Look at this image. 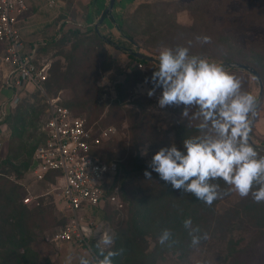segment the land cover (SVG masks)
<instances>
[{"label": "rangeland", "instance_id": "374dc122", "mask_svg": "<svg viewBox=\"0 0 264 264\" xmlns=\"http://www.w3.org/2000/svg\"><path fill=\"white\" fill-rule=\"evenodd\" d=\"M37 1L38 6L35 9L30 8L23 17V25L28 32V36L24 37L29 43L37 42L45 47L41 53L50 60L52 66L49 84L46 85L45 94L39 93L37 89L24 93L8 123H4L6 134H0V143L4 142V149H0V159L11 157V162L20 166L29 159V153L33 155L42 142L41 128L47 118V100L55 97L77 116L86 119L89 125L95 128L114 127L117 130L114 139L120 141L126 138L128 151L131 150L129 110L141 111L140 115L143 114L146 122L143 131L148 142L139 147L134 155H139L150 163L159 151L155 145L160 144L153 137L154 133L158 137L161 131H166L172 137V130L180 122L178 111L182 108H160L158 98L162 89H156L151 97L148 95L153 88L151 77L157 69L150 70L144 64L140 69L142 78L128 84L135 80L134 74L139 70V63L129 58L118 44L103 43L98 39L91 30L93 26L80 25L79 20L82 17L81 11L76 7L78 0H64L62 6L56 2L52 8L48 6V0ZM96 1L100 3L101 10L105 11L106 0ZM114 15L116 22H122L121 29L131 40L117 29L115 20L114 23L105 21L108 27L115 26L114 32L108 31L102 23L97 25L99 29L95 28L103 36L111 37L127 48L158 58L162 46H185L190 47V54L193 55L219 59L218 62L238 61L250 64L256 69L263 84V96L256 107L250 137L256 145L264 146V0H122L114 7ZM74 31H78V34ZM203 36L210 37V43L197 40V37ZM87 50H92L97 56L90 59L76 56L79 51ZM94 63L96 67L92 66ZM241 76L243 90L252 93L258 100L261 92L259 80L246 71ZM125 81L128 91L119 93L117 86ZM4 95L10 97L11 92L6 90ZM2 98L0 95V99ZM79 101L92 104L94 108L97 103V106H104V110L97 119L90 121L87 116L91 114L90 109L79 113L80 109L71 104ZM116 101L126 109L123 110L126 116L120 124L116 120L117 116L112 113L110 115ZM195 111L196 109L192 110ZM190 121L196 128L193 135H199V121ZM172 143L177 146L176 137L170 145ZM145 147L147 155L142 156L141 152ZM22 173L21 178H16L14 174L10 177L20 185L18 192L23 203L26 190L33 196L47 193V184L35 183L28 171ZM216 182L220 184L222 193L227 194H223L211 206L202 201L196 202L198 199L193 194L185 196L182 190L174 189L173 193L176 195L164 197L161 205V210L169 208L175 211L173 230L179 227V216L187 217L192 220L193 228L198 227L200 234L207 233L210 239L202 241L198 247H191L188 230L183 238L177 236L174 244L171 239L166 245L160 244L155 258H148V261L144 260L145 257L138 259L134 255L138 256L136 252L132 254L136 259L124 254L123 260L127 258L126 264H264V203H255L250 196L241 198L230 192L223 180ZM170 188L172 189L171 185ZM42 199L45 207L53 205L49 210L56 219L54 226L46 230L35 244L43 259L48 258L53 264H68V257H72L70 264H79L82 256L89 260L102 259L95 246L89 250L71 243L61 244L48 240L57 229L66 224L65 206L57 195H47L35 202L24 204L34 208ZM123 204L127 205L125 202ZM101 215L100 218L109 222L115 233L113 223ZM123 215L124 213L120 218ZM152 249L153 245L145 255Z\"/></svg>", "mask_w": 264, "mask_h": 264}, {"label": "clouds", "instance_id": "9594fccd", "mask_svg": "<svg viewBox=\"0 0 264 264\" xmlns=\"http://www.w3.org/2000/svg\"><path fill=\"white\" fill-rule=\"evenodd\" d=\"M197 40L210 43L211 38L203 36ZM158 61L148 95L151 97L156 89H162L159 107L183 106L182 118L198 120L200 134L184 139L183 152L175 143L161 148L149 167L174 190L191 193L208 206L227 194L222 193L218 180H223L228 190L239 197L250 196L253 202L264 203V153L250 137L257 97L244 91L241 78L226 70L222 62L190 54V47L162 46ZM193 109L196 111L192 112ZM141 155H147L146 147ZM144 175L151 180L150 172ZM183 224L189 230L191 247L210 239L207 233L201 235L198 227H192L190 218ZM83 231L93 234L88 227ZM97 234L96 248L102 259L82 256L79 264H113L114 258L124 252L123 248L111 250L116 236L110 228L101 224ZM170 239L168 229L158 237L162 245ZM71 259L67 258L68 264Z\"/></svg>", "mask_w": 264, "mask_h": 264}, {"label": "trees", "instance_id": "16d2710c", "mask_svg": "<svg viewBox=\"0 0 264 264\" xmlns=\"http://www.w3.org/2000/svg\"><path fill=\"white\" fill-rule=\"evenodd\" d=\"M112 12L106 9L103 14V18L110 16ZM111 17H113L115 20L114 14H112ZM115 23L117 25V29L122 33V35L131 40L129 35H127L125 31L121 29L122 22H116L115 20ZM91 30H93L97 38L103 43L105 42L113 45L118 44V47L122 48L123 51L127 53L129 58H131L133 61L142 63L143 65H148L150 70L152 68L158 69L157 63L141 60L133 56L131 53V50H133L132 48H127L120 43H116V41L111 39V37L103 36L95 27H93ZM74 33L78 34V31H74ZM44 48L45 47L40 45V52ZM76 56H83L85 59H90L96 57L97 55H95L92 50H87L83 52L79 51ZM149 56H152L158 60V58L153 55ZM215 60L220 61L219 59ZM96 61L97 58L95 62ZM227 62L242 63L238 61H225L222 63L224 64ZM94 64L92 66L96 67V63ZM101 64L102 61L100 62V65ZM246 65L252 67L250 64ZM226 70L238 75L241 79V74L245 71L249 74H252L247 70L240 68L226 67ZM142 75L143 74L140 69L137 70L134 74L135 80H127L130 81L128 84L137 82V80L142 78ZM130 79H132V77ZM60 81L61 80L59 78V82ZM47 84H49V78L45 83V89ZM126 85L127 84L125 81L123 84L117 86L118 92L122 93L124 90V93L127 92L128 89H126ZM38 92L41 93L39 90ZM71 104L73 107L80 109L79 113L85 112V109L87 108L90 109L91 114L87 115L90 121L97 119L99 114L102 113V110H104V106H97V103H95V108L92 106V104H89L85 101H79L76 104ZM182 109L183 106L178 111V114L180 115V122L178 123V126L172 130V137H170L166 131H161L158 137H156L154 133L153 137L156 138V142H160V144L157 143L155 145V147H158L159 150L161 148L170 146V143L176 137L177 147L182 151L184 139L194 136L193 134L196 132V128L190 119L182 118ZM13 110L7 115V117H5L3 121L0 122V125L4 124L5 122L8 123L7 121L9 120ZM113 110H115L114 113ZM123 110L125 111L126 109L121 107L118 101L113 103L110 115L112 113L114 116H117L116 120H119L118 124H120L126 116ZM140 112L129 110L130 115L128 116V121L131 128L129 133V146L131 148L130 151H128L127 139L125 138L119 141L114 139L116 136L105 142L100 148L96 149V153L100 159L115 168V185L120 190L119 197L121 201L127 204L124 205V208L120 211H113L108 208L105 212H103L104 215L102 216L113 223L115 233L117 234L115 245L111 250L115 251L119 250L120 248L124 249V252L121 255L114 258L113 264H126L127 258L123 260V255L129 254L132 256L133 252L138 254V256L134 254L138 259L145 257L144 260L148 261V258H155L156 251L159 252V250L156 249L160 248L158 237L161 235L164 229L173 231L171 233V242L173 244L174 240L178 238L177 236H179V238H183L188 232L183 224L187 217H178L179 227L177 229L179 230L176 229V231L173 230V223L176 219L174 209L170 210L168 208L161 210V205L164 203V197L168 198L169 195H176L173 193V188H170L169 183L162 181L158 173L152 171V169L149 167L151 162L147 163L146 160L141 158L139 155H134L139 147L148 142V139L146 138V135L143 131L145 129L144 125L146 122L143 119L144 117H142L143 114L140 115ZM74 115L76 114L74 113ZM42 137L43 141V133ZM260 146L264 147L263 145ZM262 153H264V151H262ZM32 156V153H29V159L22 162L20 166L14 165L10 160L11 157L0 159V264H53L48 258L43 259L42 254L35 248V244L38 242L39 237H41V235L46 230L54 226L56 219L50 212L51 208H53V205L45 207V203L42 199L41 203L37 207L29 208L23 203L22 198L19 195L18 190L20 185L10 177L12 174H14L16 175V178H21L23 176L22 172L25 171H28L29 174L28 169L32 161ZM146 171L151 173V180L145 177L144 173ZM156 193L160 194V196L158 197ZM184 195L191 196V193H185ZM196 202L200 201L197 200ZM122 213H124V215L122 218H120ZM152 245L153 249L150 250V252L148 251L145 255V252ZM132 258L136 259L133 256Z\"/></svg>", "mask_w": 264, "mask_h": 264}, {"label": "built area", "instance_id": "2783aa9c", "mask_svg": "<svg viewBox=\"0 0 264 264\" xmlns=\"http://www.w3.org/2000/svg\"><path fill=\"white\" fill-rule=\"evenodd\" d=\"M54 4L50 1V6ZM27 11L25 0H0V95L6 90L11 92L10 97L2 95L0 99V122L17 107L24 93L35 89L46 93L51 62L40 52V43L24 40L18 26ZM138 68L142 69L143 64L139 63ZM47 105V118L41 128L44 140L35 149L28 170L32 180L47 184L48 190L39 196L26 190L24 203L57 195L65 206L66 224L48 240L91 250L99 239L97 228L101 224L112 230L100 213L108 208H124L115 185V168L96 153L116 136L117 130L89 125L59 98H48ZM3 143L0 149H4ZM84 227L93 234H85Z\"/></svg>", "mask_w": 264, "mask_h": 264}, {"label": "crops", "instance_id": "0c3cea01", "mask_svg": "<svg viewBox=\"0 0 264 264\" xmlns=\"http://www.w3.org/2000/svg\"><path fill=\"white\" fill-rule=\"evenodd\" d=\"M25 1L27 3L28 11L30 10V8L35 9V6H38L37 0H25ZM50 1H52V0H48V6L52 8V7H54L55 4L53 6H50ZM53 1L55 3L57 2L60 6H62L64 4V0H53ZM119 1L121 2L122 0H116L115 6L119 4ZM105 3L107 6L106 9H108L109 4H110V0H106ZM76 7H78V10L81 11V17L82 18H80L81 20H79L81 26H85V27L93 26V27H96L97 29H99L97 25L102 23L101 25L106 27L108 29V31L114 32L115 26L108 27L106 25V22H105V21H107V22L112 21L114 23V19H113V17H111V15L114 14V10L110 14V16L103 18V14L105 11H102L103 9L101 10L100 3L97 2L96 0H78ZM114 18H115V15H114ZM24 21L22 18L20 20L18 26H19L20 32H21L24 40H26L24 36H28L27 35L28 32L26 31V27H24V25H23ZM30 27H31V24H29L28 28H30ZM34 40H36V39H34ZM26 41H28V40H26ZM2 95H4V92H3V94H1V96ZM4 96H6V95H4ZM4 128H6L4 124L0 125V134L1 133L4 135L6 134V129H4Z\"/></svg>", "mask_w": 264, "mask_h": 264}, {"label": "water", "instance_id": "95a60500", "mask_svg": "<svg viewBox=\"0 0 264 264\" xmlns=\"http://www.w3.org/2000/svg\"><path fill=\"white\" fill-rule=\"evenodd\" d=\"M115 3H116V0H110V4H109V8L108 10L110 12H112L114 6H115ZM131 53L133 56H135L136 58H139L141 60H146V61H151V62H154V63H157L159 64V61L152 57V56H149L147 54H144V53H141L140 51H134V50H131ZM224 67H232V68H240V69H245L247 70L248 72L252 73L255 75V77L259 80L260 82V85H261V92H260V97L259 99L257 100V105L260 103V100H261V97H262V94H263V84L261 82V78H260V75L257 73L256 70H254L252 67H250L249 65H246V64H243V63H237V62H227V63H224L223 64ZM256 105V106H257ZM252 140V139H251ZM255 146L260 149L261 151H264V147L262 146H258L255 144Z\"/></svg>", "mask_w": 264, "mask_h": 264}]
</instances>
